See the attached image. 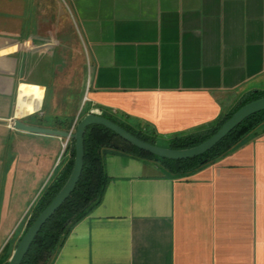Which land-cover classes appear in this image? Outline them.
I'll list each match as a JSON object with an SVG mask.
<instances>
[{"label":"crops","instance_id":"0c3cea01","mask_svg":"<svg viewBox=\"0 0 264 264\" xmlns=\"http://www.w3.org/2000/svg\"><path fill=\"white\" fill-rule=\"evenodd\" d=\"M257 90L264 0H0V124L12 132L17 118L74 129L86 91L89 113L186 136ZM32 136L54 162L42 191L66 140ZM103 161V200L52 264H264V124L187 177Z\"/></svg>","mask_w":264,"mask_h":264},{"label":"trees","instance_id":"16d2710c","mask_svg":"<svg viewBox=\"0 0 264 264\" xmlns=\"http://www.w3.org/2000/svg\"><path fill=\"white\" fill-rule=\"evenodd\" d=\"M263 98L264 90L252 91L244 97L232 112L224 115L211 127L186 136L174 135L168 139L160 137L156 129L148 123L131 126L117 120L106 112H102L101 116L119 125L144 142L172 150H183L204 143L240 108ZM87 114L89 112L78 121V124ZM262 124H264V111L245 119L226 138L203 156L180 161L154 156L130 145L103 126H90L84 136V168L76 189L63 206L43 226L22 264H52L73 228L102 202L110 180L103 161L104 155L108 153L123 154L143 159L161 165L172 176L187 177L221 159ZM39 125L44 126V121L41 120ZM77 125L73 129V124H70L64 130L70 132L73 129L75 132ZM75 154V140L71 139L64 153L65 156L69 155V159L62 171L54 172L32 204L29 210V218L26 221L25 233L68 181L74 167ZM21 239H19L13 249H10V242L4 246L0 252V264H9V260Z\"/></svg>","mask_w":264,"mask_h":264},{"label":"rangeland","instance_id":"374dc122","mask_svg":"<svg viewBox=\"0 0 264 264\" xmlns=\"http://www.w3.org/2000/svg\"><path fill=\"white\" fill-rule=\"evenodd\" d=\"M83 94L84 103L87 92ZM52 98L53 94H50L44 102L43 110L48 116L54 110ZM87 105L86 101L81 107V118L88 112ZM32 135L12 132L0 124V251L9 242L10 249H13L23 238L29 210L53 168L54 162L46 155L43 157L45 146ZM65 161L62 148L51 177L56 170H62Z\"/></svg>","mask_w":264,"mask_h":264},{"label":"water","instance_id":"95a60500","mask_svg":"<svg viewBox=\"0 0 264 264\" xmlns=\"http://www.w3.org/2000/svg\"><path fill=\"white\" fill-rule=\"evenodd\" d=\"M264 111V98L254 101L240 108L230 119H228L221 128L204 143L183 150H172L168 148L159 147L156 145L149 144L140 140L139 138L133 136L125 129L115 124L114 122L102 117L96 113L87 114L77 125L76 133L73 131L66 132L57 129L38 127L26 124L21 119H15L13 128L16 131L28 134H35L41 136L55 137L65 140H75V161L72 173L57 194L50 205L39 215V217L34 221V223L28 228L27 232L21 239L20 243L14 250L9 264H22L23 259L28 253L33 241L47 223V221L63 206V204L68 200L81 178L83 168H84V136L87 128L93 125L103 126L108 130L115 133L121 139L129 143L130 145L150 153L154 156L169 159V160H190L196 157L203 156L207 152L211 151L217 144H219L224 138L227 137L236 127H238L245 119L250 116Z\"/></svg>","mask_w":264,"mask_h":264},{"label":"built area","instance_id":"2783aa9c","mask_svg":"<svg viewBox=\"0 0 264 264\" xmlns=\"http://www.w3.org/2000/svg\"><path fill=\"white\" fill-rule=\"evenodd\" d=\"M87 101V96L85 97V100H84V103ZM93 113H96V114H99V115H101V111H95V112H93ZM68 142L69 141H66L64 144H63V152L65 153V151H66V149L68 148Z\"/></svg>","mask_w":264,"mask_h":264},{"label":"bare ground","instance_id":"6f19581e","mask_svg":"<svg viewBox=\"0 0 264 264\" xmlns=\"http://www.w3.org/2000/svg\"><path fill=\"white\" fill-rule=\"evenodd\" d=\"M66 141H69V140H66Z\"/></svg>","mask_w":264,"mask_h":264}]
</instances>
